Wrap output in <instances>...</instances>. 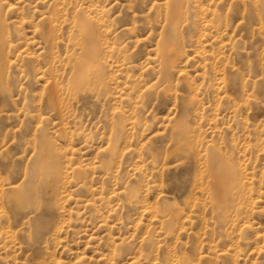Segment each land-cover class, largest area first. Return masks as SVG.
I'll use <instances>...</instances> for the list:
<instances>
[{
    "label": "rangeland",
    "instance_id": "rangeland-1",
    "mask_svg": "<svg viewBox=\"0 0 264 264\" xmlns=\"http://www.w3.org/2000/svg\"><path fill=\"white\" fill-rule=\"evenodd\" d=\"M0 264H264V0H0Z\"/></svg>",
    "mask_w": 264,
    "mask_h": 264
},
{
    "label": "bare ground",
    "instance_id": "bare-ground-1",
    "mask_svg": "<svg viewBox=\"0 0 264 264\" xmlns=\"http://www.w3.org/2000/svg\"><path fill=\"white\" fill-rule=\"evenodd\" d=\"M178 1V0H177ZM174 4V3H173ZM172 4V5H173ZM176 4V3H175ZM174 12H175V10H174ZM173 16V15H172ZM174 17V16H173ZM174 20V19H173ZM173 22V21H172ZM45 24H47V26L45 25V26H43V35H44V37H45V42H46V44H47V46L48 47H50L51 45H52V38H51V35H50V31H51V26H50V21L49 20H47V22L45 23ZM83 31V30H82ZM88 31V30H87ZM92 32V31H91ZM84 33H85V31H84ZM86 38V37H85ZM165 45V44H164ZM90 48V47H89ZM89 48H87V49H89ZM166 48V47H165ZM49 49V48H48ZM91 49V48H90ZM163 51H165V50H163ZM166 53V52H165ZM89 56V55H88ZM167 58V57H166ZM163 64H164V62H163ZM2 66V65H1Z\"/></svg>",
    "mask_w": 264,
    "mask_h": 264
}]
</instances>
